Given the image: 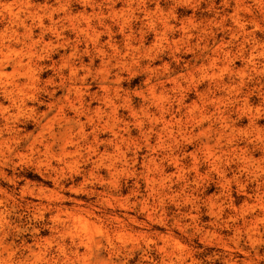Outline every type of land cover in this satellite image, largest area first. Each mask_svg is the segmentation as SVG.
Segmentation results:
<instances>
[{
  "label": "rangeland",
  "instance_id": "1",
  "mask_svg": "<svg viewBox=\"0 0 264 264\" xmlns=\"http://www.w3.org/2000/svg\"><path fill=\"white\" fill-rule=\"evenodd\" d=\"M116 1V9L128 8L124 4L125 0ZM55 2L56 0H48L47 5H54ZM109 2L110 0H97L94 3L95 10L97 12H100L99 9L104 10ZM144 2L152 10L158 7L160 18L167 17L168 20L175 22L176 29L168 32L166 39H160L152 29L147 30L146 25L141 26L143 18L139 13L142 10L140 5L138 11L129 12L134 30L132 36L134 50L127 51L123 42L124 36L120 34L119 27L115 26L119 19L112 20L110 22L113 26L112 42L116 46L113 48L109 46L108 42L111 39L107 33L101 36V44L111 56H117L115 50L120 56L128 53L125 58L130 64L122 66L112 60L106 65L101 62V57H98L84 84L85 87L92 92L100 93L103 92L102 87H117L121 94L128 93L130 103L137 111L144 106L143 96H148L152 86H156V97H160L166 107L172 104L174 96L183 98L184 106H189L193 102L201 106L204 104V98L198 96L199 92L195 91V87L197 86L199 91L206 89L208 78H204L205 75L199 68L222 40H228L226 34L219 29L224 19L223 0L187 2L144 0ZM31 4L38 11L43 9L40 7L45 4V0H31ZM62 4L64 8L84 9L81 0H65ZM250 4L249 1H244V5ZM18 7L19 5L14 6ZM87 10L91 11L89 8ZM50 11L51 8L46 10L47 14ZM226 12L231 14V7ZM0 18V31H3L8 24L2 15ZM182 21H191L193 25H197L192 31L193 38L183 37L180 24ZM210 22L213 24L216 38L215 42L211 41L208 48L203 51V42L198 40V29L209 25ZM228 22L226 20L225 25H228ZM140 28L146 33L143 40H140ZM70 37L74 39L73 35ZM80 48L85 54V63L88 64L89 53L85 51L90 48H87L85 43ZM64 54L68 55V52L56 47L45 61L48 67L35 73L40 79L39 94L43 93L40 101L45 106L39 109V113L47 107L42 89L54 88L57 91L55 95L57 99H62L66 93L64 87L58 86L64 80L56 75L57 70L51 69L53 64L57 69V63ZM232 68L241 69L243 63L236 61ZM54 77L56 82L52 87L47 81ZM261 79V74L246 70L245 81L249 90L256 89ZM259 101L261 99L257 96L252 98L253 105L259 104ZM118 105L119 114H123L132 124L133 119L125 104L121 101ZM98 106L105 108L103 105ZM260 113L258 124L264 129V105ZM70 116H73V113H70ZM164 116L166 119L169 118L167 113ZM233 117L236 118V115ZM183 120L186 125L178 150V165L175 167L170 162L164 164L167 167L166 175H163L161 180L156 179L154 192H151V186L146 181L141 167V156L148 152L145 149L139 151L136 149L142 142L138 141L140 139L138 130L131 126L134 143L130 145L129 156L137 152L140 157L134 167L112 178L105 172L98 173V184L97 181L93 183L96 184V190L101 192V196L96 203L94 198L88 199L82 192L90 187L89 181L86 182L84 178L85 174L80 171L82 166L80 169L61 166V170L54 173L47 170L45 161L38 164L37 156L31 159L16 158V151L12 152L15 143L9 139L0 114V132L9 141L7 144H0V264H82L81 260L76 261L72 256L70 257L73 262L68 255L59 256L56 245L58 237L49 229L50 208L60 203L71 208L75 205L72 200L92 203L93 208L97 209L82 205V208L94 213L90 221L96 222L94 226L89 225L87 235L91 234L98 243H101L99 250L104 252V249L109 250L103 236L108 231L113 236L115 247L122 248L117 252L116 264H170L169 259L174 260L179 256L184 257L186 263L193 264H230L232 260H237L239 264H246L251 260L264 264V216L253 218L260 210L256 187L257 183L264 179V174L258 170L256 172L258 177L254 178L250 172L236 168L234 164L236 156L232 152L223 153L225 145L230 144V150L238 147L237 153L241 154L239 149L247 144L246 141L256 137L254 130L249 128L247 119L241 118L233 135L218 142L213 136L203 135L202 131L192 125L191 120L184 118ZM203 126L207 128L209 121H205ZM19 130H22V135L36 136L39 132L36 122L29 119L26 114L20 119ZM101 139L109 140L112 137L109 132H105ZM228 140L231 143H228ZM206 142H209V153L218 156L223 173L212 170L210 164L213 159L208 153H204L207 151L204 149ZM259 144L256 147L250 144L248 152L254 154L255 161L261 162L263 150ZM24 145L22 144V147ZM50 161L52 164L55 163L54 160ZM260 166L264 167V162L260 163ZM46 170L50 171L51 179L43 177L42 173ZM101 177L105 179L106 184L110 183L111 196H107V190L102 188ZM55 179L57 182H54ZM39 187L44 188L45 194L42 199L22 194L23 189L27 188L26 191H30ZM60 196L65 197V200L60 201L58 199ZM144 206L147 208L143 209ZM105 208L109 210L108 216ZM124 213L135 218L137 224H128L118 232L119 229L115 228L117 223H112L109 217L113 214L121 217ZM243 217L246 219L245 222ZM96 231L98 235H93ZM103 254L107 257L106 251ZM162 257L165 258L164 263Z\"/></svg>",
  "mask_w": 264,
  "mask_h": 264
},
{
  "label": "bare ground",
  "instance_id": "2",
  "mask_svg": "<svg viewBox=\"0 0 264 264\" xmlns=\"http://www.w3.org/2000/svg\"><path fill=\"white\" fill-rule=\"evenodd\" d=\"M63 1L65 0H56L54 5L48 6V0H45V4L40 7L43 9L36 11L37 8L32 6L31 0H0V15L8 24L5 30L0 31V114L9 139L15 143L12 152L16 151V158L31 159L37 156L38 164L46 162L47 170L54 173H58L61 166L70 169L82 166V169H79L85 174L86 182L90 183L89 189L82 192L88 199L94 198L98 203L101 192L96 190V184L93 183L97 181L98 184V173L105 172L112 178L134 167L140 157L137 152L129 156L130 145L134 143L131 126L138 130V141L142 142L134 144L137 145L136 149H145L148 152L141 156V167L146 181L151 186V192H154L156 179L161 180L162 176L166 175L167 167L164 164L170 162L175 167L178 165V150L186 125L183 118L191 120L192 125L202 131L203 135L213 136L218 142L224 137L232 136L241 118H245L256 137L246 141L247 144L239 149L241 154L237 153L238 147L230 150V144L225 145L223 153L232 152L236 156V168L250 172L254 178L258 177V170L264 174V167L260 166V163L264 162V129L258 124L264 105V0H223L224 19L219 29L226 34L228 40H222L199 68L205 75L204 78H208L206 89L199 91L198 87H195V91L199 92L198 96L204 98V104L198 106L197 102H193L184 106L183 98L174 96L172 104L166 107L161 98L156 97V86H152L148 96H143L145 104L139 111L132 107L128 93L121 94L117 87H102V93L92 92L85 87L84 84L98 57H101V62L106 65L112 60L122 66L130 64L125 58L128 53L120 56L115 50L117 56H111L103 48L100 38L107 33L111 39L109 46H116L112 42L113 26L110 22L119 19L115 26L119 27L120 34L124 36L125 47L127 51L134 50V30L129 12L138 11L140 5L142 10L139 13L143 18L141 26L146 25L147 30L152 29L160 39H166L167 33L176 29L175 22L167 17L160 18L159 8H148L144 0H125L124 4L128 8L120 10L116 9L117 1L110 0L104 10L99 9L100 12L95 10L94 3L97 0H81L83 10L64 8ZM244 1L251 4L246 6ZM15 5L19 7L14 8ZM230 7L232 13L228 14L226 11ZM49 8L51 11L47 14L46 10ZM226 20L229 21L228 25H225ZM180 24L183 37L193 38L192 31L197 25H193L191 21H182ZM139 33L140 40H143L146 33L142 28ZM198 34V40L203 42V51L211 41L215 42L216 34L212 22L199 28ZM70 35L74 36L73 40ZM83 43L90 48L85 51L89 53L88 64L85 63V54L80 48ZM56 47L68 52V55L61 56L57 69L54 68L55 64L51 67L57 70L56 75L64 80L58 86L64 87L66 93L62 99H57V91L54 88L42 89L47 107L39 113V109L44 106L40 101L43 93L39 94L40 79L35 73L48 67L45 61ZM130 59L132 60V57ZM236 61L243 63V68L234 70L232 65ZM248 69L262 75L259 86L253 90L248 89L245 81ZM55 82V77L47 81L52 87ZM254 96L261 99L257 105L252 103ZM121 101L130 112L132 124L118 112V103ZM93 104L97 106L94 107ZM70 113H73V116H70ZM165 113L168 114V119L165 118ZM25 114L38 126L39 132L36 136L22 135V130H19L20 119ZM233 115H236V118ZM207 120L209 126L204 128V122ZM105 132H109L112 139H101ZM7 141L0 132V144H7ZM227 142L231 143L230 140ZM22 144L25 145L22 147ZM250 144L254 147L260 145L263 150L261 162L255 161L254 154L248 152ZM204 147L207 150L204 153H208L213 159L210 164L212 170L223 173L218 156L209 153V142H206ZM50 160L55 163L52 164ZM88 167L89 169H86ZM47 170L42 175L45 179H51L50 171ZM100 181L102 188L108 192L107 196H111L110 183L106 184L103 177ZM54 182H57V179ZM23 190V195H34L38 199H42L45 194L42 187L30 191H26L27 188ZM256 194L260 200V210L253 215L255 219L264 216V179L257 183ZM58 199L62 201L65 197L60 196ZM72 201L75 205L71 208L60 203L49 210V229L58 237L56 245L59 256L68 255L69 259L72 256L76 261L81 260L82 264H116L117 252L122 248L115 247L113 236L108 231L103 234L109 248L104 249V252H107L105 257L104 252L99 250L101 243L91 234L87 235L89 225L94 226L96 222L90 221L94 213L82 208V205L94 209L93 204L82 200ZM104 210L107 215L109 210ZM109 218L112 223H117L115 228L119 229L118 232L128 224H137V220L126 213L121 214V217L113 214ZM245 220L243 217L244 222ZM93 235H98V232ZM73 259L71 258L72 262ZM162 262H165L163 257ZM169 262L193 264L186 263L185 258L181 256L174 260L169 259ZM229 263L239 264L237 260ZM246 264L259 263L251 260Z\"/></svg>",
  "mask_w": 264,
  "mask_h": 264
}]
</instances>
